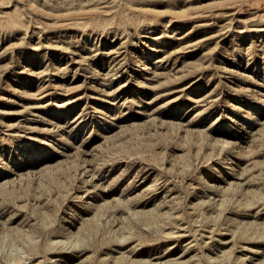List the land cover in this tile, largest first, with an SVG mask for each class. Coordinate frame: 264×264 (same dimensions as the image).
Segmentation results:
<instances>
[{"label":"rangeland","instance_id":"1","mask_svg":"<svg viewBox=\"0 0 264 264\" xmlns=\"http://www.w3.org/2000/svg\"><path fill=\"white\" fill-rule=\"evenodd\" d=\"M0 264H264V0H0Z\"/></svg>","mask_w":264,"mask_h":264}]
</instances>
